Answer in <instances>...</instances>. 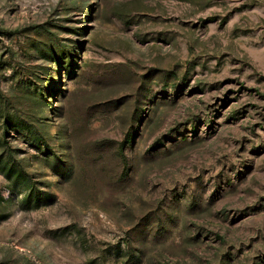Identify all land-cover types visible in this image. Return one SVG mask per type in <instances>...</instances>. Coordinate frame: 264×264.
<instances>
[{
	"label": "rangeland",
	"instance_id": "1",
	"mask_svg": "<svg viewBox=\"0 0 264 264\" xmlns=\"http://www.w3.org/2000/svg\"><path fill=\"white\" fill-rule=\"evenodd\" d=\"M0 264H264V0H0Z\"/></svg>",
	"mask_w": 264,
	"mask_h": 264
},
{
	"label": "trees",
	"instance_id": "2",
	"mask_svg": "<svg viewBox=\"0 0 264 264\" xmlns=\"http://www.w3.org/2000/svg\"><path fill=\"white\" fill-rule=\"evenodd\" d=\"M38 29L40 30V29H41V27H40V28H36V30H38ZM5 35H8V36H9V35H11V34L9 33V34H5Z\"/></svg>",
	"mask_w": 264,
	"mask_h": 264
}]
</instances>
